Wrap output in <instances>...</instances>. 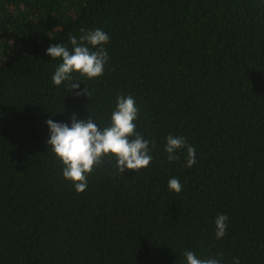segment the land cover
I'll return each mask as SVG.
<instances>
[{
  "label": "trees",
  "instance_id": "16d2710c",
  "mask_svg": "<svg viewBox=\"0 0 264 264\" xmlns=\"http://www.w3.org/2000/svg\"><path fill=\"white\" fill-rule=\"evenodd\" d=\"M96 28L103 74L55 85L46 49ZM118 95L153 159L122 173L105 156L77 192L46 121L107 126ZM168 135L192 167L185 149L168 160ZM186 250L264 264V0H0V264H184Z\"/></svg>",
  "mask_w": 264,
  "mask_h": 264
},
{
  "label": "clouds",
  "instance_id": "9594fccd",
  "mask_svg": "<svg viewBox=\"0 0 264 264\" xmlns=\"http://www.w3.org/2000/svg\"><path fill=\"white\" fill-rule=\"evenodd\" d=\"M83 31L79 38L70 37L71 50L65 45L50 44L46 54L52 59L59 58L60 63L52 74V82L60 86L71 81L73 73H79L89 79L101 76L109 60L105 45L109 35L103 29ZM72 90L80 88V82L68 85ZM77 95H87V87ZM139 108L131 95H118L115 108L110 114V122L101 127L90 116L79 119L75 115L70 123L58 122L49 118L46 121L49 137L46 141L51 151L63 164L62 175L71 181L77 192L87 189V175L105 156L115 157V167L119 172L140 170L149 166L153 157L149 141L135 131ZM186 150V166L196 163L195 149L186 143L182 136L168 135L165 138L164 151L169 161L176 160L178 150ZM169 191L179 193L182 185L178 178L168 179ZM228 217L218 214L214 220L215 236L222 239L226 235ZM184 264H222L221 256L202 258L191 250L184 253ZM232 264H240L238 257H233Z\"/></svg>",
  "mask_w": 264,
  "mask_h": 264
}]
</instances>
